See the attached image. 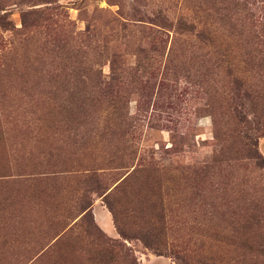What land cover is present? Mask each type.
Segmentation results:
<instances>
[{"label": "rangeland", "instance_id": "rangeland-1", "mask_svg": "<svg viewBox=\"0 0 264 264\" xmlns=\"http://www.w3.org/2000/svg\"><path fill=\"white\" fill-rule=\"evenodd\" d=\"M216 8L0 0V264H256L264 171L241 147L264 160V135L226 65L264 45L243 10L215 45L175 30Z\"/></svg>", "mask_w": 264, "mask_h": 264}, {"label": "trees", "instance_id": "trees-1", "mask_svg": "<svg viewBox=\"0 0 264 264\" xmlns=\"http://www.w3.org/2000/svg\"><path fill=\"white\" fill-rule=\"evenodd\" d=\"M209 1L213 4V6L217 7L213 15L205 13L204 15H202V17H199L197 22L194 21L195 19H193V21L178 20L175 23V30L179 34L182 33L185 35H192L200 42H202V40H205V44H214L215 39H218L217 37H220L216 32V25H219V27L221 25L224 29L223 31H229L228 29L235 30L237 26L231 23V21L235 22L237 20H240L241 15L237 13L238 11L243 10L245 12V15H242L243 19L245 20L244 26H246V21H249L251 25L249 29L254 30L253 38L258 39V41L255 43L256 46L264 45V16L261 17L257 14H264V0H243L244 2H237V0ZM214 15L217 16L216 19ZM207 19H209L210 22H208ZM240 39H243L244 43L246 44H243V47H245L246 50L248 48L249 52L245 53L246 59L241 60L242 65L245 68L244 71L240 72L238 66L235 65L234 62H231L229 64L227 62L226 71L227 73H229L228 78L230 79V83L234 86L233 88H231V104L228 105V109L231 113H235L237 116L241 115V113L245 112V110L246 112L253 114L256 118V131L264 135V50H258V48L254 47V44L247 45L248 40L246 37ZM233 70L235 74H237L238 72L240 73L237 75H233ZM258 77H262V80H260L259 83L254 81L255 78ZM252 81L254 82V84L252 83ZM213 106L214 103H212V105L210 106L211 109L218 107V105H216L215 107ZM242 139L246 138L242 137ZM246 140L247 143L243 144L247 145V147H241L243 158L250 165H253L257 169L264 171V160L259 155L257 147H251V144L254 146L255 143H250L249 139ZM229 161H232V158H230L229 156H227V158L224 160L214 158L212 160V163L201 166L199 170L202 174H206L219 165V171H222L221 165L228 164ZM258 190L263 191V194L261 196L251 195L248 198L247 215L251 213V223L249 224H254L257 227V230L264 231V187ZM110 210L115 218L114 212L112 211V209ZM260 240L261 243L257 244L255 247V250L258 254V257H255L256 264H264V232L263 234H261ZM241 247L243 250V256L244 250H252V247L247 246V244L242 245ZM239 250L242 251L241 249ZM249 253L250 252H248V254ZM180 262L182 264H186L183 259H181Z\"/></svg>", "mask_w": 264, "mask_h": 264}]
</instances>
